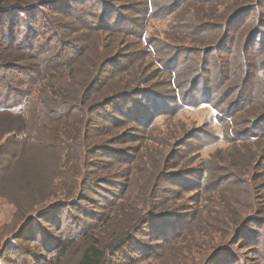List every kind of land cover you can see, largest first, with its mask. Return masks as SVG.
Returning a JSON list of instances; mask_svg holds the SVG:
<instances>
[{
  "label": "rangeland",
  "instance_id": "obj_1",
  "mask_svg": "<svg viewBox=\"0 0 264 264\" xmlns=\"http://www.w3.org/2000/svg\"><path fill=\"white\" fill-rule=\"evenodd\" d=\"M151 2L28 0L2 16L0 67L34 74L12 84L16 116L0 113V264H79L92 243L103 264H264V53L249 56L262 84L246 114L229 80L264 10ZM49 36L71 69L56 71Z\"/></svg>",
  "mask_w": 264,
  "mask_h": 264
},
{
  "label": "trees",
  "instance_id": "obj_2",
  "mask_svg": "<svg viewBox=\"0 0 264 264\" xmlns=\"http://www.w3.org/2000/svg\"><path fill=\"white\" fill-rule=\"evenodd\" d=\"M253 2H255V4L258 2L257 8L264 10V1L253 0ZM152 4L153 3L151 2V0H148V6H149L148 12L152 10ZM27 6H28V0H0V25H2V20H3L2 16L7 15L9 17H12L10 15L12 14L11 13L12 11H18L17 16H19L20 14H23V16L24 15L27 16L28 14L27 12L29 11V9H25V7ZM258 17L259 18L256 21L257 30L255 29L254 31H250L245 35L244 33L242 34L239 33V39H241L243 42L239 50L240 72H238V74L234 75L231 79H229V80L234 81L233 87L236 88L237 86L236 96L233 95V100L231 103L236 113L234 114L231 113L232 115H237L239 112L246 114L247 109H248L247 107L251 105L254 99L255 88L262 84V83L256 84V81L258 80L257 75L254 76V82H251V78L249 76V74H251V72L249 71V66H252L249 60L250 54L256 53L257 55H261L264 53V37L261 38V36L264 35L262 32L264 31V13L258 14ZM232 20L233 19H228V16H223L222 24L223 26L227 24V26L225 27V31H223L224 32L223 35L221 34L222 35L221 38L218 37V41H219L218 48L225 45L227 37H228V35L226 34H228L230 29L232 28V25H231ZM200 25H201L200 30L203 29L205 31L209 28L208 25L204 23H201ZM53 41H55L58 45L53 50V52L55 51V54H52L53 55L52 57L55 58L56 56H58V52H59V56L62 57L60 62H63V64L66 65V66L64 65L59 66V68H57L56 71L58 72L65 68H67V70L71 69L73 65V61L75 60L73 59V56H72L74 52L72 51L71 45L68 42H66L64 38H59L57 36H52V37L49 36L45 40V42H49V43H52ZM2 44H5L4 40L2 41ZM68 62L70 63L69 65H68ZM261 63L264 64V59H262ZM49 65H50L49 63L46 64L44 62L43 64L44 74L45 73L48 74L52 72L53 69L49 68ZM7 68L8 69H5L4 67H0V88L2 87V89L5 91V94L3 95L4 97H2L3 103L8 102L12 94L15 92L13 91L12 84L14 83V80H17L16 79L17 76L24 78L25 76L28 75L29 72H31L32 75L34 74V71L32 70L30 71V69H19V68H17L16 74H15L13 73L14 72L13 69H9L11 67H7ZM13 76H16V77H13ZM35 81H30L29 83L22 82L21 84L20 83L19 84L21 87L27 88L29 84H30L29 86H32V84H34ZM23 95H24L23 93H19L16 96H14V98L11 99V103H6L2 107L3 110L0 113L5 112L8 114H12L13 116H16V114L11 113L10 110L21 108V105L26 100V96L25 95L23 96ZM257 118L260 119L262 117L257 116ZM259 122H262V121H259ZM248 124L252 126V122H249ZM106 254L107 253L99 249L97 244L92 243L86 249L85 253L81 257L79 264H103Z\"/></svg>",
  "mask_w": 264,
  "mask_h": 264
}]
</instances>
